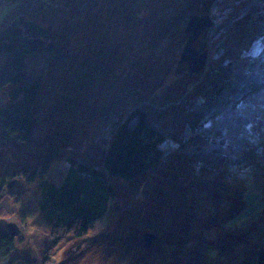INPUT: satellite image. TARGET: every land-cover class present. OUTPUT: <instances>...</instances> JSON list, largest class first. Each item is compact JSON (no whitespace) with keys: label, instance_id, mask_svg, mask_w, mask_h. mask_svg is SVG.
<instances>
[{"label":"rangeland","instance_id":"1","mask_svg":"<svg viewBox=\"0 0 264 264\" xmlns=\"http://www.w3.org/2000/svg\"><path fill=\"white\" fill-rule=\"evenodd\" d=\"M33 2L28 17L60 56L24 63L26 82L45 74L30 142L0 133V177L18 170L0 193V225L19 230L16 264H264V0H0V23ZM197 16L210 26L192 44L204 68L191 72L180 60ZM138 111L165 137L160 160L131 181L108 176L105 214L82 237H57L26 164L44 163L55 185L75 164L99 170ZM200 237L188 259L184 244Z\"/></svg>","mask_w":264,"mask_h":264},{"label":"trees","instance_id":"2","mask_svg":"<svg viewBox=\"0 0 264 264\" xmlns=\"http://www.w3.org/2000/svg\"><path fill=\"white\" fill-rule=\"evenodd\" d=\"M24 2L25 5L27 1ZM30 5L39 9L35 2L27 4L22 9L12 10L0 23V92L5 91L8 97L7 102L0 105V133L14 148L26 145L31 140L37 96L45 79V74L40 73L26 82L24 63L37 53L47 59L52 55L60 56L56 54L58 45H54L55 37L51 30L28 17V12L34 11ZM134 117L135 122L130 123L131 126L127 121L117 129L99 170L75 164V167H70L65 180L59 186H54L40 177L46 168L44 163L31 160V165L26 164L31 171L25 170L22 176L36 171L37 177L26 179H41L38 182L41 189L40 210L57 237L58 234L64 237L71 232L82 237L94 221L105 214L107 201L115 196L108 176L131 181L160 160L162 152L159 146L165 142L164 135L142 111L136 112L133 118L130 116L129 122ZM22 169H25L24 164H20V171ZM15 173L18 170L0 177V193L6 180L16 177ZM203 242L200 237L194 248L188 243L184 244L188 259L194 258V253L201 250ZM15 243V237H10L7 229L0 225V264L18 262L13 254Z\"/></svg>","mask_w":264,"mask_h":264},{"label":"water","instance_id":"3","mask_svg":"<svg viewBox=\"0 0 264 264\" xmlns=\"http://www.w3.org/2000/svg\"><path fill=\"white\" fill-rule=\"evenodd\" d=\"M210 21L208 19V16L204 17H191L188 21V25L185 29V32L187 34H190V32H194V34L189 36L187 43L184 47L180 63H186L188 64V69L191 72L194 71H200L202 68H204V64L206 61V55L202 54L201 56L197 57V51L193 49L192 44L196 41V38L198 35L203 31V29L207 28V26H210ZM194 59V60H193ZM196 63H195V62ZM8 233L10 237H16L19 234V230L15 225H8L7 226ZM155 236L153 234H145L144 240L146 242V245H149L154 239Z\"/></svg>","mask_w":264,"mask_h":264},{"label":"bare ground","instance_id":"4","mask_svg":"<svg viewBox=\"0 0 264 264\" xmlns=\"http://www.w3.org/2000/svg\"><path fill=\"white\" fill-rule=\"evenodd\" d=\"M31 6V8L32 9H34V11H35V7L33 6V5H30ZM154 6V5H153ZM143 9V12L145 11L146 13H147V18H152L151 19V22H152V25H151V27H150V30H153V29H155V27H156V25H155V22H154V20H153V16L149 13V11L144 7V8H142ZM145 9V10H144ZM174 17V16H173ZM179 18H181L182 19V17H180L179 16ZM179 18H175V19H179ZM148 22V21H147ZM153 25H155V26H153ZM187 25H188V23H187ZM187 25H186V27H187ZM165 27V28H164ZM163 28L164 29H166V26H164ZM186 29V28H185ZM204 30V29H203ZM184 32H185V30H184ZM207 32V31H206ZM186 33V32H185ZM190 34H191V36L194 34V32L192 31V32H190ZM201 34V33H200ZM200 34L198 35V37L200 36ZM198 37L196 38V40L198 39ZM195 43V42H194ZM194 49V48H193ZM107 54H109V53H107ZM199 72V71H198ZM262 134H264V132H261ZM67 176L65 175L64 176V178L62 179V181L60 182V184L63 182V180H65V178H66ZM49 184H51V183H49ZM59 184V185H60ZM54 186H59V185H55V184H53ZM39 207H40V204H39ZM40 211V214H42L41 213V210H39Z\"/></svg>","mask_w":264,"mask_h":264}]
</instances>
